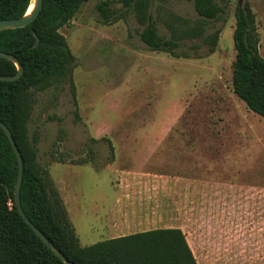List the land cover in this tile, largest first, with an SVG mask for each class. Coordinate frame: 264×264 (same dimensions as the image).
I'll return each mask as SVG.
<instances>
[{
	"label": "rangeland",
	"instance_id": "obj_1",
	"mask_svg": "<svg viewBox=\"0 0 264 264\" xmlns=\"http://www.w3.org/2000/svg\"><path fill=\"white\" fill-rule=\"evenodd\" d=\"M214 1L224 7L212 23L217 44L208 53L199 43L189 58L150 50L120 0H85L58 29L74 56L70 76L35 89L28 134L80 245L178 226L198 264H264V213L251 212L264 188V117L232 88L237 0ZM244 2L264 58V0ZM150 9L163 36L175 17L187 26L196 18L190 0H152ZM102 137L113 150L90 142ZM90 144L94 160L78 162Z\"/></svg>",
	"mask_w": 264,
	"mask_h": 264
},
{
	"label": "trees",
	"instance_id": "obj_2",
	"mask_svg": "<svg viewBox=\"0 0 264 264\" xmlns=\"http://www.w3.org/2000/svg\"><path fill=\"white\" fill-rule=\"evenodd\" d=\"M84 1L42 0L33 22L0 31V51L12 54L22 65L16 80H0V121L10 130L23 162L21 208L73 264H198L179 228H153L80 245L59 195L48 186L46 169L37 161L36 137L28 134L34 91L70 76L74 56L58 29L69 23ZM190 1L196 13L195 22L187 26L175 17L169 23L168 36H163L150 9L152 0H120L123 8L132 9L136 22L142 26L139 39L150 50L177 58H189L190 50L199 56V43L206 46V52H213L220 34L212 23L224 13V7L214 0ZM30 3L31 0H0V19L23 15ZM97 9L103 22L113 19L107 1L100 2ZM232 39L233 92L249 110L264 117V58L258 52L255 16L248 2L235 7ZM15 73V64L0 57V75ZM99 140L113 150L107 137L91 138L90 142ZM92 144L86 147L87 156L78 162L94 160ZM110 155L112 160L113 152ZM16 175V156L0 128V264H65L18 214L14 202Z\"/></svg>",
	"mask_w": 264,
	"mask_h": 264
},
{
	"label": "water",
	"instance_id": "obj_3",
	"mask_svg": "<svg viewBox=\"0 0 264 264\" xmlns=\"http://www.w3.org/2000/svg\"><path fill=\"white\" fill-rule=\"evenodd\" d=\"M238 5H241V0H237ZM30 5H32L30 11L27 13L25 12L23 15L16 17V18H10V19H0V31L5 29H14V28H20L24 27L31 22L34 21V19L37 17V15L40 12V9L42 7V0H31ZM27 11V10H26ZM38 41V38L36 37V42ZM0 57L8 59L12 61L16 66V73L14 75H0V80L2 81H14L16 80L22 72V65L20 62L10 53L0 51ZM0 128L5 133L7 140L16 156L17 159V175L16 180L14 184V202L15 207L18 212V214L22 217V219L29 225V227L34 231V233L41 239V241L65 264H73L71 261H69L61 252L59 249H57L53 243L49 241V239L27 218L25 213L23 212L21 205H20V197H19V189H20V183L22 178V171H23V162L22 157L20 154V151L11 135L10 130L7 128V126L0 121Z\"/></svg>",
	"mask_w": 264,
	"mask_h": 264
},
{
	"label": "crops",
	"instance_id": "obj_4",
	"mask_svg": "<svg viewBox=\"0 0 264 264\" xmlns=\"http://www.w3.org/2000/svg\"><path fill=\"white\" fill-rule=\"evenodd\" d=\"M254 192H257V194H253L254 196H256V197H258V199H256V197H254V199H252L251 200V202H253V205H252V207L254 208V209H251V212H254V211H262L263 213H264V188H258V189H255L254 190ZM233 197L232 198H235L234 196L236 195H238L237 194V192L236 191H233V190H231V193H230ZM239 200V198H235V199H233L232 201V205L234 206V208L236 209V210H238L237 208V206H236V202ZM237 207V208H236ZM121 207H118V206H115V209H114V214H115V216L117 217V216H119V217H121L122 216V211H121V209H120ZM149 216V212L148 211H145V210H142V211H140L139 212V219L140 220H143V218L145 219L146 218V216ZM171 228H179L178 226H175V227H171ZM144 231V230H143ZM120 235H122V234H117V236H120Z\"/></svg>",
	"mask_w": 264,
	"mask_h": 264
},
{
	"label": "bare ground",
	"instance_id": "obj_5",
	"mask_svg": "<svg viewBox=\"0 0 264 264\" xmlns=\"http://www.w3.org/2000/svg\"><path fill=\"white\" fill-rule=\"evenodd\" d=\"M31 7H32V5H29V7H28V9L26 11L27 13L30 11Z\"/></svg>",
	"mask_w": 264,
	"mask_h": 264
}]
</instances>
